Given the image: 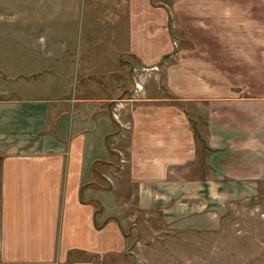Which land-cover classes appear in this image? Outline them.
Here are the masks:
<instances>
[{"label":"crops","instance_id":"1","mask_svg":"<svg viewBox=\"0 0 264 264\" xmlns=\"http://www.w3.org/2000/svg\"><path fill=\"white\" fill-rule=\"evenodd\" d=\"M94 2L77 33L64 6L42 2L33 7L47 13L30 24L45 33L5 36V264H111L131 252L138 264H173L193 246L184 233L218 227L224 201L264 181L262 0ZM151 64L159 70L130 100L134 68ZM134 229L151 239L129 243Z\"/></svg>","mask_w":264,"mask_h":264},{"label":"rangeland","instance_id":"2","mask_svg":"<svg viewBox=\"0 0 264 264\" xmlns=\"http://www.w3.org/2000/svg\"><path fill=\"white\" fill-rule=\"evenodd\" d=\"M94 1L0 0V54L2 49H13L10 48L13 47V41L6 40V35L13 36L16 31L21 32L22 28L24 32L36 34V38L39 34L46 32V25L37 24L36 21L33 26L30 24L37 16L40 18L41 15L44 16L47 13L46 8H40L44 6L42 2H49V4L53 2L55 6L53 11L55 10L56 14H61L62 6H64L72 18L69 23L71 31L77 33L81 30L82 18L87 19L89 17L92 7L91 2ZM173 1L167 0L170 7ZM262 2L264 30V0ZM35 4L40 7L34 8ZM21 6L23 7L21 8ZM60 16L56 15L57 18ZM21 19L23 24L18 23ZM183 30L185 31V28ZM171 33L177 40L181 37L180 29L176 25L173 15ZM10 44L12 45L10 46ZM3 71L0 65V77L2 78H4ZM5 74L9 77L7 73ZM11 81H14V77H11ZM219 210L220 224L218 227L194 230V233H184L182 237L180 236L192 241L193 246L187 244L176 249L173 264H264V181L252 185V188H248L245 194L233 196L224 201ZM140 227L143 226L140 225ZM125 230L127 229L125 228ZM151 234L150 231L147 233L141 232L140 234L134 229L131 232L129 243L134 242L135 244L138 236L143 241H146V239L149 241ZM161 242H163L164 248L166 247L169 253L175 254L167 241L161 240ZM0 264L5 263L0 261ZM111 264H138V260L136 254L131 252L130 255L124 254L120 258L115 257Z\"/></svg>","mask_w":264,"mask_h":264},{"label":"built area","instance_id":"3","mask_svg":"<svg viewBox=\"0 0 264 264\" xmlns=\"http://www.w3.org/2000/svg\"><path fill=\"white\" fill-rule=\"evenodd\" d=\"M159 65L158 64H151V65H139L134 68V87L132 89V97L129 98L130 100L137 98L140 94L144 91L145 83L147 80V76L153 72L158 71ZM116 106L113 111V115L118 118V108L124 106V103L121 102L122 99L116 98Z\"/></svg>","mask_w":264,"mask_h":264},{"label":"trees","instance_id":"4","mask_svg":"<svg viewBox=\"0 0 264 264\" xmlns=\"http://www.w3.org/2000/svg\"><path fill=\"white\" fill-rule=\"evenodd\" d=\"M194 132H195L196 137H197L198 139H200L203 148H204L205 150H209V151L212 150V148L209 147V146L207 145L205 139L201 136L200 131H199V129H198V125H197V123H196L195 121H194ZM107 185L110 186L109 184H107ZM125 232H127V231L125 230Z\"/></svg>","mask_w":264,"mask_h":264}]
</instances>
